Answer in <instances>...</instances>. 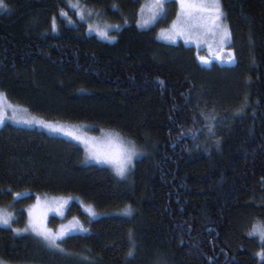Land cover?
Segmentation results:
<instances>
[{"label": "trees", "instance_id": "obj_1", "mask_svg": "<svg viewBox=\"0 0 264 264\" xmlns=\"http://www.w3.org/2000/svg\"><path fill=\"white\" fill-rule=\"evenodd\" d=\"M79 1L102 11L124 3L113 40L62 16L69 0H4L0 90L55 124L118 133L140 154L121 177L69 137L1 126L0 207L20 217L0 225V262L113 264L98 247L100 219L124 222V264H264V244L250 235L264 225V0H220L233 61L209 64L195 47L159 39L157 25L139 26L141 0ZM168 4L174 15L176 0ZM18 129L76 158L75 168H97V217L78 190L18 161ZM52 195L69 198L53 225L76 215L86 228L58 241L63 251L21 231L24 207Z\"/></svg>", "mask_w": 264, "mask_h": 264}, {"label": "rangeland", "instance_id": "obj_2", "mask_svg": "<svg viewBox=\"0 0 264 264\" xmlns=\"http://www.w3.org/2000/svg\"><path fill=\"white\" fill-rule=\"evenodd\" d=\"M170 1L172 0H166V3L164 4L165 11L156 15L155 19H153V15L156 12V9L153 7V0H141L135 10L137 24L141 27L157 25V37L159 39L173 43L180 41L187 46L195 47L196 56L202 64L214 59L221 62H229V55H231L229 47L231 39L227 43H223L221 40V31L211 25L205 14L193 11L191 15H181L179 0H176L177 8L175 14L171 15L169 9L171 5L168 4ZM76 2V0H69V3ZM79 3L81 9L85 10V19H83V21L86 23V31L88 33H94L99 39L113 40L116 37V33L112 32L114 27L106 28V26L118 25L117 19H115L114 16L123 18L127 17L124 14V3L114 4L105 11L100 10L98 6L92 2L79 1ZM142 6L143 11H141ZM129 8H131L130 5ZM87 10H91L92 14L90 16L87 14ZM62 11L67 13V16L65 17L68 18L70 22H73L75 17L81 19L77 14L79 11L78 9H73V11L68 9L61 10L60 14ZM220 23L227 25L224 17ZM174 24L175 27H173ZM105 31L107 32V36L101 34ZM169 36L171 38H169ZM0 93L3 94V97L0 98V111H2L5 116L4 122L0 124V127L6 123H12L20 127L35 125L44 128L53 134L69 137L79 142L86 150L90 159L96 163L101 162L91 158L92 151L103 154L114 150V145L109 143L108 135H106L108 133H113L112 131L106 130L108 133L102 135V132H89L79 128L76 124H55L54 120L34 114L32 111L28 110L18 102L17 98L6 96L3 90H0ZM26 121H32V123H27ZM53 129H62V131ZM68 133H71V135ZM124 140L129 141L127 139ZM17 141L19 147L18 161L22 165L32 169H38L41 167L47 174H50L58 183L62 184L70 191L74 189L78 190L84 199L89 200L88 203L83 205V210L88 213L89 217H97L96 214H92L94 213V210L91 202V200L95 199L94 197L97 191L96 167H89L83 170L75 168L74 163L76 158L63 150L41 141L40 139L34 138L31 134L22 129H18L17 131ZM136 152L137 155L133 158L132 164L140 154L137 149ZM105 164L114 169L111 164ZM77 200L79 199L77 198ZM68 201V197L63 198L56 195L36 197L24 207V212L21 213V219L24 223L21 231L28 228V231L26 232L37 236L35 232L31 230L30 225L31 221H35L41 226L50 229L53 233H58L62 227L64 229H72L71 231H68L67 234L84 232V230L81 229L86 228H84L82 221L77 218L76 215L71 218L69 217L68 219H63L54 225L52 220L50 221L51 215H56L60 218L64 216ZM0 211L10 214V225L19 221L18 217L20 216H17L19 214L10 212L4 207H0ZM96 224L99 228L98 247L102 251L111 255L113 264H124L126 258L124 222H105L96 219ZM254 229L257 231L264 230V225L256 222L251 231L253 232ZM38 238L42 239L40 236H38Z\"/></svg>", "mask_w": 264, "mask_h": 264}, {"label": "snow or ice", "instance_id": "obj_3", "mask_svg": "<svg viewBox=\"0 0 264 264\" xmlns=\"http://www.w3.org/2000/svg\"><path fill=\"white\" fill-rule=\"evenodd\" d=\"M175 2V0H174ZM166 0H153V7L156 9V12L153 15V19L155 16L163 13L165 11L164 4ZM179 4L181 6V15L187 14L191 15L193 11L205 14L207 16L208 21L214 28H217L221 31V40L223 43H227L231 39V33L227 27V25L221 24V20L224 17V13L221 9L219 0H179ZM70 7L73 9H78L79 11L77 14L83 20L85 19V10L81 9V5L79 0L76 3H70ZM7 5L4 3V0H0V8H5ZM143 11V6L141 8ZM87 14L90 16L92 14L91 10H87ZM62 16H67V13L61 12ZM55 21L53 20V30H55ZM107 27H116L119 28L120 25H107ZM175 27V24L173 25ZM91 30V26H90ZM102 35L107 36V32L101 33ZM169 38H171L169 36ZM232 56L229 55V61L232 60ZM3 97V94L0 93V98ZM5 116L2 111H0V124L4 122ZM27 123H32V121H26ZM51 127V126H49ZM53 130H61L62 129H53ZM209 131L211 132L212 129L210 128ZM71 135V133H68ZM109 143L114 145V150L107 152V153H99L96 151L91 152V158L96 159L98 162L108 163L111 164L117 175L123 177L126 175L129 167L132 165L133 158L137 155L135 145L131 141H125L122 137L119 136L118 133H108ZM19 195V194H17ZM95 215V213H92ZM130 214V211L129 213ZM11 223V216L10 214H6L0 211V224L10 225ZM31 230L35 232L37 236L42 237V239L46 242V244L54 249L59 251H63L60 248V244L58 241H61L65 235H67L68 231L72 229H64L63 227L58 233H53L50 229H47L41 226L39 223L35 221L30 222ZM86 231V229H81ZM24 231H28V228H25ZM250 235H259L261 243L264 244V230H255L250 233ZM134 253L130 251L128 253L129 256H132ZM264 256V253H262ZM2 264V262H0Z\"/></svg>", "mask_w": 264, "mask_h": 264}, {"label": "flooded vegetation", "instance_id": "obj_4", "mask_svg": "<svg viewBox=\"0 0 264 264\" xmlns=\"http://www.w3.org/2000/svg\"><path fill=\"white\" fill-rule=\"evenodd\" d=\"M231 51V50H230ZM231 53H232V51H231ZM232 56V55H231ZM233 57V56H232ZM231 61H233V58H232V60Z\"/></svg>", "mask_w": 264, "mask_h": 264}]
</instances>
